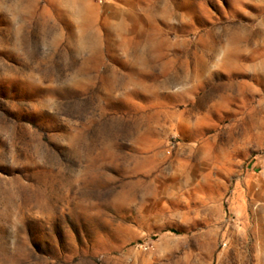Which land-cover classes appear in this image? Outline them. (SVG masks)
<instances>
[{"label":"rangeland","instance_id":"374dc122","mask_svg":"<svg viewBox=\"0 0 264 264\" xmlns=\"http://www.w3.org/2000/svg\"><path fill=\"white\" fill-rule=\"evenodd\" d=\"M0 264H264V0H0Z\"/></svg>","mask_w":264,"mask_h":264}]
</instances>
